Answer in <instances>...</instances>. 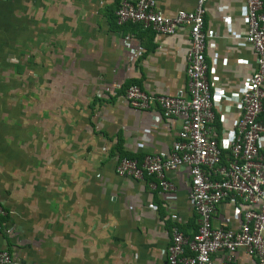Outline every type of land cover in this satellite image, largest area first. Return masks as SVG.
I'll return each instance as SVG.
<instances>
[{"label": "crops", "instance_id": "0c3cea01", "mask_svg": "<svg viewBox=\"0 0 264 264\" xmlns=\"http://www.w3.org/2000/svg\"><path fill=\"white\" fill-rule=\"evenodd\" d=\"M119 1L0 0V35L17 33L20 52H35L34 74L20 80L22 144L17 156H0V249L19 264H162L172 214L184 236L196 231L184 168L169 175L176 188L170 194L114 174L117 145L138 160L168 153L179 121L163 120L158 109L134 110L123 94L129 82L149 95L183 96L188 47L186 28L161 35L138 24L116 26ZM195 1L156 0V6L172 17L191 11ZM204 11L213 128L223 144L254 56L243 42V0H208ZM43 35L49 36L50 74L42 73ZM4 45L3 59L10 50ZM61 59L70 74H59ZM10 82L0 77V98L10 95ZM238 219L224 202L212 226L236 230ZM233 264L253 262L239 251Z\"/></svg>", "mask_w": 264, "mask_h": 264}, {"label": "built area", "instance_id": "2783aa9c", "mask_svg": "<svg viewBox=\"0 0 264 264\" xmlns=\"http://www.w3.org/2000/svg\"><path fill=\"white\" fill-rule=\"evenodd\" d=\"M207 1L196 0L191 11L178 10L172 17L157 9L156 0L118 2L113 13L116 26L138 24L161 35L186 28L188 47L183 96L149 95L137 85H129L123 94L134 110L158 109L163 120L179 121L168 153L163 157L145 154L140 160L118 158L114 174L143 183L148 192L170 194L176 188L169 175L186 170L187 201L196 216V231L191 237L184 236L176 225L177 216L172 214L162 264H233L239 251L253 264H264V122L260 120L264 101V2L243 0V42L254 56V68L238 97L239 113L229 119L233 128L229 141L222 144L213 128L214 104L206 78ZM224 202L232 204L239 217L236 230L212 226ZM3 215L0 208V217ZM216 255L218 259H214ZM0 264L19 263L0 249Z\"/></svg>", "mask_w": 264, "mask_h": 264}, {"label": "rangeland", "instance_id": "374dc122", "mask_svg": "<svg viewBox=\"0 0 264 264\" xmlns=\"http://www.w3.org/2000/svg\"><path fill=\"white\" fill-rule=\"evenodd\" d=\"M19 42L20 39L17 33L10 36L0 35V43L8 45L10 48V50L4 51L7 55V58L4 59L2 57L3 51H0V77H9L11 81L10 95L4 97V99L0 98V156L18 155L20 144H22L18 135L21 133V129L23 128V125H21L24 123V118L22 117V106L24 105L23 100H25L21 94L22 83L20 80H22L25 75H32L35 72V68L33 66L34 50H30L29 52H20L19 46L17 45ZM49 43V36L43 35L42 49H40V53L42 55L41 65L43 74L51 73V51ZM21 54L23 56L25 54L28 56L24 59V57L20 56ZM22 59L24 60L22 61ZM59 61V74H70L71 69H68L67 65L63 66L64 60L61 59ZM3 62L5 63V71L2 70L4 68L2 65ZM27 101H29L27 105L30 106L32 104L31 100L27 99ZM2 102L4 104V108H2ZM31 106H33V104ZM29 114L30 113L28 112L27 122H33V119L29 120ZM12 167L17 168V166ZM1 168L3 169L2 164H0V169ZM0 175H2V170H0Z\"/></svg>", "mask_w": 264, "mask_h": 264}, {"label": "trees", "instance_id": "16d2710c", "mask_svg": "<svg viewBox=\"0 0 264 264\" xmlns=\"http://www.w3.org/2000/svg\"><path fill=\"white\" fill-rule=\"evenodd\" d=\"M127 84L130 85L129 82H128ZM127 84H126V85H127ZM128 85H127V86H128ZM127 86H126V88H127ZM118 147H119V145H117V147H116V151H117V153L119 154V158H123V157H124V158H133V157H130L129 155H125V154L121 153V152L118 150ZM0 220H1V217H0Z\"/></svg>", "mask_w": 264, "mask_h": 264}]
</instances>
